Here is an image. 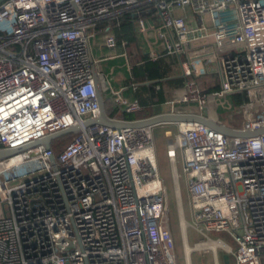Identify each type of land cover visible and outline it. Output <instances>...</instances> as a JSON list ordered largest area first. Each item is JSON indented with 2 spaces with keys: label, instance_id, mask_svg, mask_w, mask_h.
I'll return each instance as SVG.
<instances>
[{
  "label": "built area",
  "instance_id": "built-area-1",
  "mask_svg": "<svg viewBox=\"0 0 264 264\" xmlns=\"http://www.w3.org/2000/svg\"><path fill=\"white\" fill-rule=\"evenodd\" d=\"M140 8L152 9L156 20L140 16L132 33L153 30L164 54L179 58L180 76L163 80L171 104L164 112L225 122L211 104L232 95L242 121L230 125L264 127V0H0V148L80 125L57 152L51 141L49 148L39 144L0 159V264H177L163 224L165 186L154 138V126L168 123L84 124L100 112L95 75L109 117L126 119L108 107L144 109L102 84L92 54L97 21ZM104 43L126 40L106 32ZM209 73L219 83L205 91L196 77ZM175 124V132L165 130L166 156L185 264L192 251L210 252L213 264H264V132L239 137L197 121ZM188 224L199 236L192 244Z\"/></svg>",
  "mask_w": 264,
  "mask_h": 264
},
{
  "label": "crops",
  "instance_id": "crops-1",
  "mask_svg": "<svg viewBox=\"0 0 264 264\" xmlns=\"http://www.w3.org/2000/svg\"><path fill=\"white\" fill-rule=\"evenodd\" d=\"M149 20L155 21L156 16L154 15L153 18ZM107 29L108 27L106 30ZM92 30L95 32L92 40V54L95 58L99 59L97 70L100 74L99 77L102 84L105 86L107 85L113 90L120 91V93L129 100L137 98L144 106V109L137 113H145L151 108L153 109V114L158 106L165 104L168 105V108H162L159 111H168L171 108V104L165 102L167 97H165L166 93L164 90L169 88V85L167 81L163 80L180 76L178 56L174 54H164L161 56V69L165 70L167 73L164 77L156 80L155 84L151 85V81L146 79L143 72V63L138 58V51L139 49L148 52L162 49L161 40L155 37V32L153 30H149L145 33H135L136 38L130 43L131 41L128 42V39H126L122 33L109 29V33L115 34L118 40H126L125 45L117 44L114 47L105 45V32H103L102 28L94 27ZM180 85L181 84H179L178 87ZM105 96H109V91L106 92ZM170 124L176 126L175 123H168L165 124L163 128L167 126L165 130L169 131L168 128H170Z\"/></svg>",
  "mask_w": 264,
  "mask_h": 264
},
{
  "label": "rangeland",
  "instance_id": "rangeland-1",
  "mask_svg": "<svg viewBox=\"0 0 264 264\" xmlns=\"http://www.w3.org/2000/svg\"><path fill=\"white\" fill-rule=\"evenodd\" d=\"M182 94L181 90L177 91L174 97H178ZM178 103V102H177ZM230 103V106L228 104ZM212 108L219 113L218 117L223 118L225 121H229L231 124H235L236 122L242 121V116L235 114V111L238 110L239 103L237 101V97L232 95H227L221 99L219 105L211 104ZM177 109H182L183 106L178 104L176 106ZM164 126V125H163ZM163 126H154V138L156 144V154H157V162L159 166L160 173L164 179V186H165V201L167 210L164 212L163 215V224L166 227L173 239L174 248H175V255H176V262L177 264H185L184 257H183V248H182V238L180 233V225L178 219V203L177 198L175 195L174 190V183L171 175L170 164L168 158L166 156V141L168 136L165 134V128ZM169 131L171 133L176 131V126L174 124L169 125ZM72 133L65 134L63 137H66V142H68L72 138ZM57 140H62V136L58 138H54L52 140L53 144H56ZM178 170H180V158L178 157L177 161ZM180 202L183 208L184 217L187 221H190L189 215V203H188V193L185 189L184 182L182 179V175H180ZM186 234L187 240L189 244H192L195 240L199 238L198 234L192 228L191 225L186 226ZM221 237L227 241H230V237L224 233H220ZM222 261V253L219 252V262ZM190 263L191 264H213V258L210 252H203L199 253L196 251H192L190 255Z\"/></svg>",
  "mask_w": 264,
  "mask_h": 264
},
{
  "label": "water",
  "instance_id": "water-1",
  "mask_svg": "<svg viewBox=\"0 0 264 264\" xmlns=\"http://www.w3.org/2000/svg\"><path fill=\"white\" fill-rule=\"evenodd\" d=\"M96 78V88H97V98L99 102V108L100 112L99 115L95 118L87 119L84 124H89L91 122H99L104 123L113 127H141V126H150L155 125L159 123H176L179 121H197L200 123H203L215 130H218L219 132L228 135V136H239V137H246L251 136L255 134H259L264 132V127L254 128V129H242L238 130L233 128L230 124L216 121L211 117L199 114V113H191V112H179V111H171V112H160L152 115H148L145 117L140 118H134V119H115L111 118L107 115L105 111V105L103 102V96L101 94L99 83ZM80 130V125H70L66 128L60 129L58 131H55L53 133L47 134L45 136H42L40 138H37L35 140H32L28 143H25L23 145L12 147V148H0V159L7 157L11 154H14L16 152H19L23 149H26L31 146H36L41 144L45 148H49V145L51 141L54 138H58L60 136H63L65 134L70 133H76ZM50 160L53 161V156L51 155ZM226 258V255H223V259Z\"/></svg>",
  "mask_w": 264,
  "mask_h": 264
},
{
  "label": "trees",
  "instance_id": "trees-1",
  "mask_svg": "<svg viewBox=\"0 0 264 264\" xmlns=\"http://www.w3.org/2000/svg\"><path fill=\"white\" fill-rule=\"evenodd\" d=\"M147 9V7H145ZM145 8H140L135 12H124L117 16V18L114 19H105V20H99L97 21L95 28L100 27L103 29V32H109V29H112L114 31H118L123 34L127 41L132 43V40L136 38L135 34L132 33L133 28L136 24L137 19L140 16H144L147 19H152L154 16V13L152 9L147 10ZM106 26V27H105ZM108 29L106 30V28ZM105 29V30H104ZM103 34V33H102ZM129 37V38H128ZM127 42V43H128ZM160 56L156 59L150 58L148 51H141L139 49V59L142 61L143 65V72L146 76V79L151 81V85L155 84V81L164 77L166 75V71L161 69V56L164 55L163 49H159ZM169 55V54H167ZM197 82L199 83L200 88H203L205 91H210L218 87V78L213 73L204 74L196 77ZM108 107V106H107ZM162 108H168V105H160L158 106V110H161ZM108 114L112 116H119L126 119H134L141 117L142 115H150L153 112V109L149 108L145 113H126L118 108H107ZM218 113V112H217ZM219 114V113H218ZM221 119V118H220ZM223 120V118L221 119ZM225 121V120H223ZM228 124H231L229 121H225ZM72 135V134H71ZM64 136V135H63ZM62 136V140H57L56 144L54 145L55 152L59 151L66 143V137Z\"/></svg>",
  "mask_w": 264,
  "mask_h": 264
},
{
  "label": "bare ground",
  "instance_id": "bare-ground-1",
  "mask_svg": "<svg viewBox=\"0 0 264 264\" xmlns=\"http://www.w3.org/2000/svg\"><path fill=\"white\" fill-rule=\"evenodd\" d=\"M185 225V223L183 222V226Z\"/></svg>",
  "mask_w": 264,
  "mask_h": 264
}]
</instances>
